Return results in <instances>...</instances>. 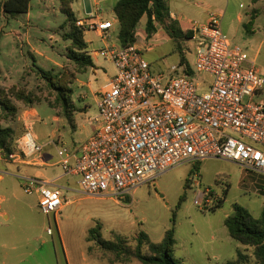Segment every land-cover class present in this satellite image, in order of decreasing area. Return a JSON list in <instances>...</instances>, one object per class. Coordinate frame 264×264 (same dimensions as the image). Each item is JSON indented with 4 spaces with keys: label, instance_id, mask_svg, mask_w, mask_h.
Returning <instances> with one entry per match:
<instances>
[{
    "label": "rangeland",
    "instance_id": "1",
    "mask_svg": "<svg viewBox=\"0 0 264 264\" xmlns=\"http://www.w3.org/2000/svg\"><path fill=\"white\" fill-rule=\"evenodd\" d=\"M116 1L101 0L102 15L114 19L112 6ZM30 7L28 14L0 19V88L25 86L39 98L32 105L17 102L19 117L22 121L25 110H34L36 140L50 141L42 153L56 162L58 148L79 147L100 125L93 121L98 115L95 93L109 87L116 70L112 62L94 52L104 46L102 38L86 31L85 40L95 66L81 73L70 57L71 41L64 38L69 29L62 28L66 16L59 1L31 0ZM72 7L77 17L86 16L84 0H75ZM170 7L184 28L190 27L188 21L206 23L212 13L222 16L220 25L230 45L243 48L264 69V0H170ZM145 23L144 17L139 26ZM118 34L116 27L107 43L120 45ZM183 49L196 70L192 41L184 42ZM144 55L152 72L167 76L180 62L172 41ZM44 71L59 85L58 81L67 76L73 91L71 101L77 108L71 119L55 107L58 91L51 88ZM202 77L196 72L197 82ZM256 101L264 103V90ZM8 165L7 169L0 165V173H14L15 166ZM54 170L61 172L60 167ZM5 176L0 180V264H113V255L97 243L91 229H97L103 239L121 236L134 244L141 231L154 243H160L173 227V256L185 264H228L238 258L239 250L247 258L244 264H256L254 248L233 239L225 221L234 214L236 204L248 209L255 218L261 216L264 175L247 171L235 162L214 158L185 163L118 201L112 196L83 194L80 178L70 175L69 185L59 182L66 187L61 188L63 208L49 215L40 210L37 193L24 191L26 180L11 173ZM197 198L200 205L195 203ZM221 199L223 204L217 208ZM49 229L52 233H48ZM126 264L142 263L132 259Z\"/></svg>",
    "mask_w": 264,
    "mask_h": 264
},
{
    "label": "built area",
    "instance_id": "2",
    "mask_svg": "<svg viewBox=\"0 0 264 264\" xmlns=\"http://www.w3.org/2000/svg\"><path fill=\"white\" fill-rule=\"evenodd\" d=\"M101 12L96 4L77 20L78 27L102 38L104 46L94 52L116 70L109 87L96 93L93 121L100 125L79 147L58 148L60 165L80 178L82 193L118 201L174 167L214 158L264 175V103L256 101L264 90V69L243 48L230 45L222 16L212 13L206 23L188 21L196 70L190 75L179 64L167 76L152 72L137 41L127 47L108 44L114 26ZM196 72L203 75L198 82ZM32 115L33 109L23 112L24 133L10 157L13 162H39L43 146L36 140ZM23 188L39 195L44 214L64 206L51 182L29 178ZM195 203L200 205L199 198Z\"/></svg>",
    "mask_w": 264,
    "mask_h": 264
},
{
    "label": "trees",
    "instance_id": "3",
    "mask_svg": "<svg viewBox=\"0 0 264 264\" xmlns=\"http://www.w3.org/2000/svg\"><path fill=\"white\" fill-rule=\"evenodd\" d=\"M30 1L3 0L0 2V19L2 16L16 18L28 14ZM58 1L61 12L66 16L62 28L69 29L64 33V38L71 41L70 57L78 64L80 72L83 73L95 65L85 40V31L77 26L79 17L72 7L75 0ZM113 11L119 22L118 39L122 47L136 43V30L141 20L146 17L145 29L148 37L151 38L157 32L158 27H162L180 54L179 64L186 67V73L193 74L191 64L183 49V43L192 38L193 32L184 29L180 22L172 17L169 0H117ZM43 73L51 88L53 87L58 91L57 106L55 107H60L65 115L71 119L77 108L71 101L73 91L68 86L67 76L64 75L58 81L60 82L59 85L49 72L44 71ZM61 82L64 85H61ZM38 101H40L39 98L27 91L25 86L14 85L8 90L0 88V155L3 159L10 160L11 155L17 151V140L24 133L17 102L32 105ZM184 198L185 195L182 201ZM222 204L223 199L219 201L217 208ZM175 216L176 214L173 215V222H175ZM225 224L233 239L243 246L254 248L256 264H264V209L261 216L255 218L248 209L236 204L234 214L226 219ZM90 233L104 250L113 255L111 258L113 264H126L132 259H136L142 264H185L181 259L173 256L176 244L174 227L166 232L165 238L160 243H154L144 231L139 233L134 244L121 236H117L114 240L103 239L95 228L91 229ZM237 256L236 260L228 264H244L247 259L246 256L240 250Z\"/></svg>",
    "mask_w": 264,
    "mask_h": 264
},
{
    "label": "crops",
    "instance_id": "4",
    "mask_svg": "<svg viewBox=\"0 0 264 264\" xmlns=\"http://www.w3.org/2000/svg\"><path fill=\"white\" fill-rule=\"evenodd\" d=\"M52 1H54V0H52ZM100 1L101 0H91L92 7H95L96 4H100ZM104 1L109 2L110 0H104ZM115 3H114V5H115ZM114 5L112 6V12H114L113 11ZM169 5H170V0H169ZM171 15L174 19L178 20L177 15L172 10H171ZM253 16H255V15H253ZM102 17L105 20L112 21L115 29H116V27L119 28V22H118V19L116 18V16L114 19H108L105 15H102ZM146 21H147V18H146ZM145 27H146V23L144 24V26L143 25L138 26V28L136 30L137 45L144 50V54L146 52L151 51L152 48H154V47H160L164 43H167V41H172L171 38L169 37V35L165 32V30L162 27H158L157 32L151 38H149ZM184 29H187V28H184ZM175 52H177L176 49H175ZM177 53H179V52H177ZM150 65H151V63H150ZM95 103H96V93H95ZM56 119H58V118H56ZM94 131L95 130H93L91 134H89L87 137H85L84 140L82 141V143L85 142L94 133ZM39 144L41 146H43V149H44V147H46L48 144H50V141L46 142V143H39ZM38 159H39V162H37V163H28L27 161L8 163L7 160L3 159L0 155V165H2L6 169L9 166L8 164L14 165L16 170L14 173L10 172L12 175L19 177V178H22L24 180L29 179V178H37V179L43 180L45 182H51L52 187L59 189L60 192L62 193L61 188H66V187H64L63 185H59V182L61 181L64 183L66 181L65 182L66 185H69V176L71 174H67L64 172L62 166L59 163V159L56 162H51L47 159V156L44 153H41L40 156L38 157ZM55 167H60L61 172L56 173L54 170ZM47 168H50V169H47ZM6 172L7 173H5V172L0 173V180H4L6 177L5 175L10 174V173H8L7 170H6ZM74 176H76V175H74Z\"/></svg>",
    "mask_w": 264,
    "mask_h": 264
},
{
    "label": "water",
    "instance_id": "5",
    "mask_svg": "<svg viewBox=\"0 0 264 264\" xmlns=\"http://www.w3.org/2000/svg\"><path fill=\"white\" fill-rule=\"evenodd\" d=\"M84 8H85V12L87 14H90L92 11V4H91V0H84Z\"/></svg>",
    "mask_w": 264,
    "mask_h": 264
}]
</instances>
